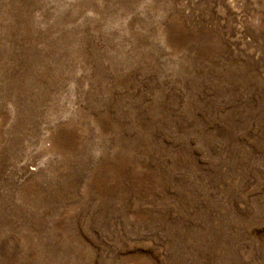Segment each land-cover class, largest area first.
I'll return each instance as SVG.
<instances>
[{
	"label": "rangeland",
	"instance_id": "obj_1",
	"mask_svg": "<svg viewBox=\"0 0 264 264\" xmlns=\"http://www.w3.org/2000/svg\"><path fill=\"white\" fill-rule=\"evenodd\" d=\"M0 264H264V0H0Z\"/></svg>",
	"mask_w": 264,
	"mask_h": 264
}]
</instances>
